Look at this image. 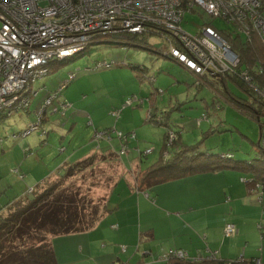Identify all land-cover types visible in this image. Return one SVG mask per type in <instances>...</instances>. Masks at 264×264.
I'll use <instances>...</instances> for the list:
<instances>
[{
    "label": "rangeland",
    "instance_id": "rangeland-1",
    "mask_svg": "<svg viewBox=\"0 0 264 264\" xmlns=\"http://www.w3.org/2000/svg\"><path fill=\"white\" fill-rule=\"evenodd\" d=\"M211 20L196 6L184 13L181 23L190 33L198 32L205 24L236 33L225 20ZM142 37L150 44L147 48L139 41ZM161 49H168V44L157 32L137 35L132 43L102 36L81 52L49 61L50 71L31 82L35 93L28 94L29 100L24 103L27 106L16 103L0 110V205L17 195L23 196L17 203L27 202L34 194L55 185V196L69 193L76 198L78 206L85 203L87 215L95 209L99 218L105 211L107 193L122 173V164L129 167L131 158L138 155L130 143L136 138L141 140L145 144L142 153L146 155L141 160H151L155 155L151 147L157 149L163 133L171 130L168 123L182 133L186 142H199L195 149L199 157L229 151L245 166L248 160L257 158L264 106L258 105L244 88L227 80L228 89L246 103L245 106L233 104L220 93V79L225 73L218 77L197 76L175 59L166 57ZM103 61L109 62V66L96 67ZM70 72L74 77L43 107L45 98L57 91ZM128 98L133 102L128 103ZM255 110H259V118ZM160 113L164 115L159 117ZM204 113L207 118L200 119V125L197 120ZM152 119L163 122L155 123ZM181 123L185 128L182 131L178 128ZM211 125L219 128L205 135ZM99 130L106 133L96 139ZM117 130L127 137L124 144ZM109 134L111 137L107 138ZM26 142L37 148L29 147ZM109 148L119 158L113 152H106ZM89 155L91 158L74 167L73 173L64 174L69 162ZM64 159L69 162L62 163ZM60 165L61 172L57 170ZM28 166L36 168L29 170ZM48 172L51 175L32 189ZM14 205L11 202L0 216L17 207ZM51 236L49 233L47 239Z\"/></svg>",
    "mask_w": 264,
    "mask_h": 264
},
{
    "label": "built area",
    "instance_id": "built-area-1",
    "mask_svg": "<svg viewBox=\"0 0 264 264\" xmlns=\"http://www.w3.org/2000/svg\"><path fill=\"white\" fill-rule=\"evenodd\" d=\"M196 6L201 7L210 20L221 18L233 25L236 33L246 39L256 36L264 47L262 0H0V110L16 103L26 107L28 94L35 93L31 82L47 73L49 61L79 52L102 36L128 41L132 36L158 31L168 44L166 55H171L195 75L218 77L239 69L240 75L251 81L249 67H239L240 57L221 29L205 24L198 32L190 33L182 27L184 13ZM101 65L109 66V62H98L96 67ZM256 69L261 71L260 66ZM67 77L57 91L45 98L43 107L74 73L70 72ZM254 83L250 82L251 86L259 91ZM127 102L133 99L128 98ZM202 118L205 115L199 120ZM105 133L106 130L97 131L96 139ZM116 134H120L124 144L127 137L120 130ZM167 136V143H170L174 132L170 130ZM110 137L111 134L107 138ZM259 143L264 148V122L259 124ZM237 231L231 222L223 227L224 236ZM125 247L121 245V250L125 251ZM206 251L207 264H215L217 250L207 247ZM160 258L201 260L200 255L191 256L183 248H169ZM113 264L121 262L117 260ZM220 264H264V261L259 257L244 259L239 256L224 259Z\"/></svg>",
    "mask_w": 264,
    "mask_h": 264
},
{
    "label": "crops",
    "instance_id": "crops-1",
    "mask_svg": "<svg viewBox=\"0 0 264 264\" xmlns=\"http://www.w3.org/2000/svg\"><path fill=\"white\" fill-rule=\"evenodd\" d=\"M178 128L185 129L182 123ZM212 130L209 127L205 135L214 133ZM177 134L178 142L191 145L180 131ZM164 135L157 149L151 147L155 155L147 162L141 160L145 144L138 138L130 143L138 155L131 158L129 167L122 164V173L106 195L105 211L92 227L51 236L55 264H113L117 260L121 264H171L160 258L168 247L200 255L199 261L207 260L205 247L217 250L215 264L239 256L264 261V183L250 188L241 179L247 174L242 168L192 169L148 187L138 186L136 175L158 160L175 162L177 168L192 163L189 158L176 157L180 153L177 145L166 143L162 150ZM112 150L106 152L119 158ZM227 222L236 225V234L223 235ZM121 245L126 246L125 251Z\"/></svg>",
    "mask_w": 264,
    "mask_h": 264
},
{
    "label": "trees",
    "instance_id": "trees-1",
    "mask_svg": "<svg viewBox=\"0 0 264 264\" xmlns=\"http://www.w3.org/2000/svg\"><path fill=\"white\" fill-rule=\"evenodd\" d=\"M220 31L228 39L231 47L238 53L240 57L239 67L247 65L252 73V80L250 81L245 80L240 75L239 69H236L235 72H225L224 76L220 79L223 90H220V93L233 102V104L246 105V103L241 101L242 99L236 97L233 92L228 89L226 83L227 80H229L249 92L252 97L258 101V105L264 106V47H262L256 36H253L251 40H248L238 33H229L222 29ZM152 32L155 33V31ZM127 40L132 43L136 40V36H132ZM139 41L144 48H147L148 45H150L149 43H146L144 37ZM140 42L137 41L138 44H140ZM161 51H163L165 56L174 59L171 55H166L168 51L167 49H161ZM259 66L261 67V71H257L256 69ZM137 68H139V66ZM141 69H145V66ZM49 71L50 70L47 72ZM252 81L255 82L254 84H256L258 90L262 94L251 86L250 82ZM258 111L259 110L254 111L255 115L257 114V118L260 116ZM162 115L163 114L160 113L158 116L162 117ZM203 115H205V118L202 119H206L207 115L205 113ZM162 122L163 121L161 120L155 121V123ZM165 123H168L167 120ZM168 125L174 132V136L168 144L174 146L177 145L179 147L178 152L180 153H178L176 157L180 158V156H183L189 158L188 160H191L192 163H189V166L187 167L183 166L177 168L179 166H177V163L175 164V162L167 163V161L163 162L158 160L154 165H150L145 171L136 175L135 179L138 186L148 187L155 183L191 172L192 169L220 167L242 168L249 173L244 176L245 180L243 181L250 188L256 187V184L264 183V148L260 146L259 140L257 142L259 147L258 157L254 160H248V163L245 166L241 164L240 160L234 159L232 154L224 156L222 155L223 153H211L206 157H199L200 155L195 152L199 142L184 146V144L178 142V130H173L169 123ZM211 128L214 131L218 127L215 128L211 125ZM165 135L162 150L166 148L165 144L168 142L167 133ZM27 151L31 152L32 150ZM91 156L92 155H89L73 162L68 161L69 164L67 165L70 167L65 170L66 172H64V174L73 173L72 171L74 170V167L80 166V163H83V161L88 158L90 159ZM193 159L196 162L194 164ZM57 170H60V167ZM49 175H51L50 172L42 176V178L33 185L32 189L39 186L41 184L40 182L49 177ZM55 189V185H50L41 192L34 194L27 202L17 203L21 201V197H23L22 195H17L0 205V213L7 208L11 202H15L14 206H17L13 207L7 215L0 216V264H55V254L51 240L47 239L48 234L52 233L53 235H56L82 231L92 227L96 223L98 218L95 209L87 215L85 213V203H83L81 207L78 206L76 198L69 193L63 194L60 192L59 194L56 193L57 195L55 196ZM167 262L171 264H207L209 260L188 261L172 258L167 260Z\"/></svg>",
    "mask_w": 264,
    "mask_h": 264
},
{
    "label": "bare ground",
    "instance_id": "bare-ground-1",
    "mask_svg": "<svg viewBox=\"0 0 264 264\" xmlns=\"http://www.w3.org/2000/svg\"><path fill=\"white\" fill-rule=\"evenodd\" d=\"M231 48H232V47H231ZM232 49H233V48H232ZM233 50H234V49H233ZM234 51H235V50H234ZM258 71H259V70H258ZM198 78H199V77H198ZM1 114H2V112H1ZM33 123H35V122H32V124H33Z\"/></svg>",
    "mask_w": 264,
    "mask_h": 264
}]
</instances>
